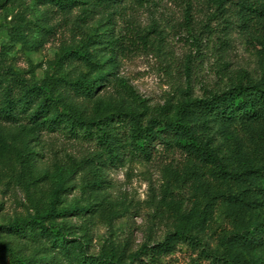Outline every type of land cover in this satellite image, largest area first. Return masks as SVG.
<instances>
[{"label": "trees", "instance_id": "16d2710c", "mask_svg": "<svg viewBox=\"0 0 264 264\" xmlns=\"http://www.w3.org/2000/svg\"><path fill=\"white\" fill-rule=\"evenodd\" d=\"M130 1L152 0H42L48 12L66 17L79 10L76 20L82 22L105 11L107 18L98 21L110 31L101 34L98 28L69 46L60 60V68L68 70L66 78L48 76L36 83L11 72L8 80L0 81L3 123L23 124L34 138L58 133L92 150L81 159L54 161L58 174L49 208L5 226L39 249L28 253L0 240V263L160 264L162 256L186 243L199 251L203 264H264V37L259 42L263 50L259 78L244 73L224 89L203 96L183 92L177 102L152 107L117 70L122 37L115 31L114 16ZM239 2L252 16L264 14V1ZM0 147L17 154L21 172L35 182L47 179L46 174H36L38 160L30 150L12 145L2 135ZM176 152L186 154L194 166L195 199L165 239L145 243L137 251L110 241L100 253H92L95 203L59 206L76 188L77 176L93 174V186L99 187L106 181L104 168L119 166L127 158L152 161L159 154ZM220 206L232 229L219 235L223 248L218 249L212 248L207 236ZM72 217L83 220L80 237L75 235L77 225L68 222ZM259 249L262 254L257 256Z\"/></svg>", "mask_w": 264, "mask_h": 264}, {"label": "rangeland", "instance_id": "374dc122", "mask_svg": "<svg viewBox=\"0 0 264 264\" xmlns=\"http://www.w3.org/2000/svg\"><path fill=\"white\" fill-rule=\"evenodd\" d=\"M79 13L75 10L66 17L48 12L42 0H0V81L8 80L11 72L36 83L48 76L66 78L68 70L60 68V60L69 46L88 33H97L98 28L101 34L110 31L98 21L107 18L105 11L86 22L76 20ZM114 19L115 31L122 37L118 74L152 107L177 102L183 92L203 96L224 89L244 73L261 76L264 14L252 16L239 0L130 1ZM0 135L30 150L38 160L36 174L47 175L46 180L35 182L21 172L18 155L0 147V240L34 253L39 247L33 241L10 234L5 226L46 211L58 174L54 161H68L70 156L81 159L92 152L91 146L58 133L34 138L23 124L1 120ZM193 168L182 152L162 153L152 161L127 158L119 166L104 168L106 181L99 187L93 186V174H79L76 188L59 206L95 203L92 253H100L110 241L137 251L145 243L163 241L180 213L191 205ZM223 208L216 212L207 236L212 248H223L219 235L232 229ZM68 222L77 225L76 237L84 233L79 228L82 219L72 217ZM198 252L180 243L174 252L161 257L160 264H203Z\"/></svg>", "mask_w": 264, "mask_h": 264}]
</instances>
